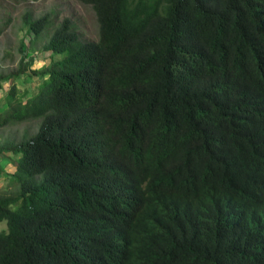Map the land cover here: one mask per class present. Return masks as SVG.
<instances>
[{
    "label": "trees",
    "instance_id": "16d2710c",
    "mask_svg": "<svg viewBox=\"0 0 264 264\" xmlns=\"http://www.w3.org/2000/svg\"><path fill=\"white\" fill-rule=\"evenodd\" d=\"M76 1L0 74V264H264V0Z\"/></svg>",
    "mask_w": 264,
    "mask_h": 264
},
{
    "label": "rangeland",
    "instance_id": "374dc122",
    "mask_svg": "<svg viewBox=\"0 0 264 264\" xmlns=\"http://www.w3.org/2000/svg\"><path fill=\"white\" fill-rule=\"evenodd\" d=\"M30 14L33 19L46 15L49 24L34 44L30 45L23 27V16ZM68 19L79 38L84 42H94L98 39V22L90 5L82 4L76 0H0V74H7L17 69L20 60L19 45L22 40L27 42V57L38 53L37 60L32 69L40 70L49 63L48 53L43 52V46L53 30L63 20ZM22 89H34L37 79L32 81L23 78L17 81ZM3 93H0V112L5 108L2 104ZM23 125L7 128L4 136H19ZM29 128L34 131V125ZM14 170V166L6 167L5 173ZM6 175L0 174V195L5 193ZM6 230V223L0 222V231Z\"/></svg>",
    "mask_w": 264,
    "mask_h": 264
}]
</instances>
